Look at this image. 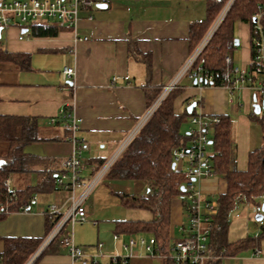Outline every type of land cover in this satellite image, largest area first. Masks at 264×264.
Here are the masks:
<instances>
[{"label":"crops","instance_id":"0c3cea01","mask_svg":"<svg viewBox=\"0 0 264 264\" xmlns=\"http://www.w3.org/2000/svg\"><path fill=\"white\" fill-rule=\"evenodd\" d=\"M139 1L145 4L117 9L105 2L107 7L94 10L92 19L83 15L75 31L60 30L57 36L20 39L23 30L18 27L4 31L5 37L2 33L5 50L31 56V68L28 70L14 64H0V115L37 118L39 122V137L43 141L27 147L28 153L58 163L70 156L73 145L68 140L69 132L48 123L62 107L68 105L81 119L77 137L89 145V150L83 154V175L91 177L95 169L119 151L143 121L149 110L147 90L164 89L182 71L193 53L188 41L190 25L206 18L205 0L202 1L205 9L201 11H195L202 4L201 0ZM234 34L238 45H235L231 56L232 66L250 69L253 58L251 24L237 22ZM131 41L137 43L142 53L152 55L150 76L144 63L129 55ZM66 67L75 70L68 83L61 75ZM179 87L183 92L175 101L177 114L197 103L193 111L196 114L230 117L237 167L241 171L246 170L249 153L264 144L260 125L251 118L253 112L248 115L250 103L254 111L255 93L246 87L234 92L230 101L225 88L194 85L186 77L180 81ZM200 187L206 196L218 197L227 192V181L222 177L204 180ZM100 194L94 193L95 201ZM175 200L172 204L171 236L179 235L180 238L179 227L184 223L185 215L182 202L176 205ZM51 204L59 205L64 212L70 206V195L65 191L37 194L28 209L13 212L0 222V239L43 237L46 231L44 210ZM93 204L94 200L92 205H87V218L91 223L98 216ZM130 210L134 213L128 212V219H152L153 215L137 212L139 209ZM239 211L241 217L232 220L229 226L230 241L254 236L259 230L255 223L256 231L252 233L248 211L244 207ZM122 236L129 238L130 235ZM74 241L79 247L85 243L83 237H79V242L75 238ZM259 245L260 255H256L253 249H245L223 257L220 264H264V238ZM3 249L4 244L0 240V253ZM38 264L75 263L68 249L60 246L57 253L45 255Z\"/></svg>","mask_w":264,"mask_h":264},{"label":"trees","instance_id":"16d2710c","mask_svg":"<svg viewBox=\"0 0 264 264\" xmlns=\"http://www.w3.org/2000/svg\"><path fill=\"white\" fill-rule=\"evenodd\" d=\"M229 0H205L206 18L193 22L189 30V46L193 52L211 29ZM259 14L258 25L264 31V0H234L223 21L218 26L208 44L198 57L193 70L202 68L204 74L212 76V81L201 83L203 86L220 87L226 80L232 63L225 58L232 56L235 46V25L237 22L251 24V39L261 36L254 23ZM33 37H52L60 32L55 25L48 23L34 24L29 27ZM253 50L254 45L252 43ZM129 55L143 62L148 76L152 69V55L142 53L135 41L129 43ZM9 63L21 69L31 68V56L27 53L5 50L0 40V64ZM163 88L147 90V109H150L163 93ZM179 86L173 89L156 108L152 116L139 130L122 154L109 170L107 177L113 180L143 181L147 185L144 195L117 193L122 204L130 209H144L152 213V219L118 221L115 233L119 235L147 234L154 237L167 254L172 246L171 221L172 204L175 199H183L184 176L173 169V152L188 140L182 126L191 117L185 109L181 114L175 112V101L182 94ZM212 136V145L216 151L213 164L219 174L227 181V192L217 197L218 213L215 215L212 244L217 259L207 264H220L221 259L233 256L245 249H259L264 238V231L258 236L230 241L227 215L235 202L246 196L252 201L264 193V144L252 150L248 155L246 170L237 167L236 145L232 139V122L229 116H219ZM251 118L260 125L264 136V116L252 114ZM37 118L0 115V222L13 212L28 209L37 194L51 193L59 190L55 181L57 176L65 173L61 163L56 160L40 158L28 153L27 147L42 142L39 137ZM70 136V132H69ZM68 136V140H69ZM4 146L5 148H3ZM103 165V164H102ZM95 169L94 175L101 167ZM12 179V188L5 183ZM61 215L45 212L46 231L43 237H3L0 240L4 249L0 253V264H28L42 246L43 242L57 224ZM59 239L48 245L32 264L47 254L57 253ZM129 257L113 258L108 264H129ZM162 264L177 263L169 258L160 259Z\"/></svg>","mask_w":264,"mask_h":264},{"label":"built area","instance_id":"2783aa9c","mask_svg":"<svg viewBox=\"0 0 264 264\" xmlns=\"http://www.w3.org/2000/svg\"><path fill=\"white\" fill-rule=\"evenodd\" d=\"M233 2L234 0L228 2L217 19L218 22L216 21V25L214 24V28H217L223 21ZM103 3L105 2L102 0H0L1 35L11 27H18L20 30L27 31L22 33L20 39L30 37L32 35L29 27L39 23L52 24L60 30L75 31L82 16L85 15L92 19V12L98 9V5ZM255 18H257L256 29L261 36L253 40L254 50L250 69L232 66L227 73L226 80L220 86L228 91L230 101L233 100L234 92L246 87L250 88L257 98L260 97L264 101V31L258 25L260 15L256 14ZM213 32L214 30H210L207 33L173 83L164 87L160 98L148 110L143 121L119 151L91 177L85 178L83 175L85 169L83 154L89 150V145L77 137V132L81 127V119L68 105L62 107L56 116L49 119L48 123L50 125H59L70 132L69 141L73 145V150L70 156L61 162V169L66 170V172L57 176L55 181L59 188L58 191H65L70 195V206L64 212H61L57 204H51L44 210L45 212L61 215V218L28 264H32L55 239H59L60 246L68 249L73 263L89 264L85 251L76 245L72 232L64 233L65 228L70 224L74 226L88 221L86 201L96 186L107 176L117 158L152 116L160 103L173 89L179 86L180 81L185 77L193 84L197 82V85H201L204 79L207 83L212 81V76L204 74L201 67L193 71L192 67L212 38ZM225 62L231 63V57L227 56ZM61 75L63 81L68 83L75 75V70L66 67ZM190 121L193 127L187 133V142L173 152L175 169L185 179L184 197L181 201L189 224L188 226L180 225L181 237L170 247L167 254L158 245L154 237H149L146 240L143 236L130 235L128 242L123 247L132 256L139 255L135 249L140 247L147 256L157 260L169 258L177 263L207 264L209 261L217 259L211 241L215 215L218 213L217 196H206L200 184L204 180L222 177L213 164V157L217 153L212 145V136L221 119L216 115L196 114L191 117ZM5 184L12 188V179L7 180ZM240 207H244L248 211L249 220L251 217L255 220L259 230L253 237H258L261 230H264V193L253 197L252 201L246 196L237 200L233 209L227 215V223L230 224L233 219L241 217ZM258 216L262 217L261 220H257ZM119 238L118 234L114 236L115 241H118ZM101 248L102 244H99L98 249ZM255 254H261L260 248L255 250ZM96 257L92 256L91 260ZM118 257L121 256L113 257V261H116Z\"/></svg>","mask_w":264,"mask_h":264},{"label":"rangeland","instance_id":"374dc122","mask_svg":"<svg viewBox=\"0 0 264 264\" xmlns=\"http://www.w3.org/2000/svg\"><path fill=\"white\" fill-rule=\"evenodd\" d=\"M107 4H111L114 9H117L122 6H137L138 4L144 5L143 1L138 0H102ZM204 0H201L200 6L195 8V11L205 9ZM202 5V6H201ZM219 18V17H218ZM217 21V20H216ZM215 21V23H216ZM218 22V21H217ZM214 23V24H215ZM216 25V24H215ZM214 25V26H215ZM214 26L210 30H214L213 34L217 30ZM209 30V31H210ZM3 37H5V32H3ZM260 79V77H259ZM258 79V80H259ZM258 102H262V99L258 97ZM252 104L248 105L249 113L251 115ZM262 115L264 116V110L262 111ZM191 121L188 120L182 126V131L184 133H188L189 130L192 128ZM5 148L4 146H2ZM146 183L143 181H133V180H113L108 178L107 176L103 179V181L96 186L88 200L86 201L87 205H92V201L94 200V204L96 206V210L98 211V216L92 220H95V223H91V221H87L85 223H79L74 226L71 224L65 228L64 233L72 232L73 237L79 242V237H83L85 239V243L82 244L81 248L85 251L86 255L88 256L89 264H108L113 257L121 256V257H129V264H162L160 260H157L153 257L147 256L146 253L140 247L135 249L139 255H130L128 250H125L123 245L128 242V236H120L119 241H115V228L116 223L118 221H130L136 219H128L129 213H134V210H130V208L125 207L122 202L120 201L117 193H127L130 195H143L147 188ZM104 191V193H103ZM106 191L107 194L106 195ZM103 193V194H100ZM94 193H99V199L95 201L93 195ZM112 193V194H109ZM106 195V196H105ZM181 199L175 200L176 205H181ZM183 208V205H182ZM137 212H141L145 215H152L150 211L139 209ZM183 215L184 211L182 210ZM234 220V219H233ZM255 220L251 217V222L249 229L253 233L256 231V224ZM185 226H188L189 220L184 216V223ZM136 237L143 236L146 240L149 239V235L147 234H140L135 235ZM179 235L172 238V245L178 238ZM102 244V248L98 249V245ZM92 256H97L94 260H91Z\"/></svg>","mask_w":264,"mask_h":264},{"label":"water","instance_id":"95a60500","mask_svg":"<svg viewBox=\"0 0 264 264\" xmlns=\"http://www.w3.org/2000/svg\"><path fill=\"white\" fill-rule=\"evenodd\" d=\"M106 7H107L106 3L98 5L99 9H105ZM253 21L256 24L257 23V18H254ZM1 32H2V29L0 28V40H1ZM26 32H27L26 30H23V33H26ZM235 45H238V40L237 39L235 40ZM194 85H197V82H194ZM196 107H197V103H192L191 105H189L188 108H187L188 113L190 115L193 114V111H194V109ZM253 109H254L253 114L260 115L262 113V111L264 110V101L258 102L257 96H254ZM0 163L2 164L3 162L1 161ZM173 169H175V164H173ZM181 191L184 192L185 188L182 187ZM261 218H262L261 216H258L257 220H261Z\"/></svg>","mask_w":264,"mask_h":264}]
</instances>
